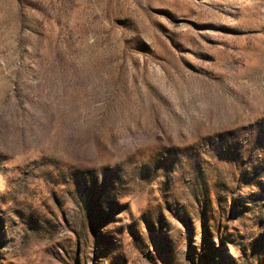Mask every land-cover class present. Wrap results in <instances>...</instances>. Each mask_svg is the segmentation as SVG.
Instances as JSON below:
<instances>
[{"label": "rangeland", "instance_id": "obj_1", "mask_svg": "<svg viewBox=\"0 0 264 264\" xmlns=\"http://www.w3.org/2000/svg\"><path fill=\"white\" fill-rule=\"evenodd\" d=\"M0 264H264V0H0Z\"/></svg>", "mask_w": 264, "mask_h": 264}]
</instances>
